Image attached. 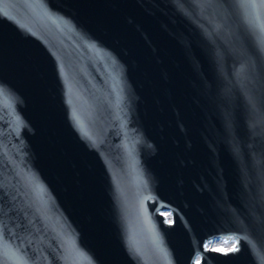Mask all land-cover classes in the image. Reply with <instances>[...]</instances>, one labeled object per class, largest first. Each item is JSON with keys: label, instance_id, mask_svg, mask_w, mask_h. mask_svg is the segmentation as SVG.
Returning <instances> with one entry per match:
<instances>
[{"label": "water", "instance_id": "95a60500", "mask_svg": "<svg viewBox=\"0 0 264 264\" xmlns=\"http://www.w3.org/2000/svg\"><path fill=\"white\" fill-rule=\"evenodd\" d=\"M258 10L0 0V245L16 264H264Z\"/></svg>", "mask_w": 264, "mask_h": 264}, {"label": "snow or ice", "instance_id": "6c2138e0", "mask_svg": "<svg viewBox=\"0 0 264 264\" xmlns=\"http://www.w3.org/2000/svg\"><path fill=\"white\" fill-rule=\"evenodd\" d=\"M248 6L253 10L255 13V18L257 21L261 19V13L258 9L264 8V0H259V3L256 2V0H248ZM264 27V25H262ZM0 240H3V235L0 233ZM234 243L238 244L239 240L234 239ZM0 249H2L3 255L12 262V264H16L17 258L15 257L14 253H10V250L7 246V244L0 245ZM232 251L238 250L237 248L231 249ZM0 264H3V262H0Z\"/></svg>", "mask_w": 264, "mask_h": 264}, {"label": "bare ground", "instance_id": "6f19581e", "mask_svg": "<svg viewBox=\"0 0 264 264\" xmlns=\"http://www.w3.org/2000/svg\"><path fill=\"white\" fill-rule=\"evenodd\" d=\"M162 213H164V215L166 216V218L168 220H170L171 214H170V212L168 210H163ZM215 240L221 241L222 243H224L225 246H226L225 249L231 248L233 246V244H234V241L232 239L226 240V239H222V238L214 239L213 241L210 242V244H212V242H214Z\"/></svg>", "mask_w": 264, "mask_h": 264}, {"label": "rangeland", "instance_id": "374dc122", "mask_svg": "<svg viewBox=\"0 0 264 264\" xmlns=\"http://www.w3.org/2000/svg\"><path fill=\"white\" fill-rule=\"evenodd\" d=\"M215 240L214 242H212V244H210L211 247H214V248H220V249H225V244L222 243L221 241H217Z\"/></svg>", "mask_w": 264, "mask_h": 264}]
</instances>
